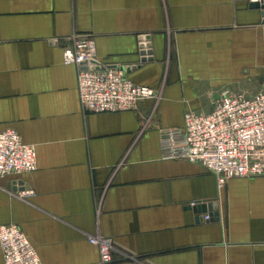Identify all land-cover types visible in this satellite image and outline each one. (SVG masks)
<instances>
[{"label":"crops","instance_id":"0c3cea01","mask_svg":"<svg viewBox=\"0 0 264 264\" xmlns=\"http://www.w3.org/2000/svg\"><path fill=\"white\" fill-rule=\"evenodd\" d=\"M252 1L0 0V130L16 128L38 162L0 176V225L19 224L43 264H101L97 233L112 240L108 264H264V175L219 187L202 163L165 158L160 136L224 90L262 89L264 17ZM75 32L93 33L103 64L162 98L86 111L78 67L63 59Z\"/></svg>","mask_w":264,"mask_h":264},{"label":"built area","instance_id":"2783aa9c","mask_svg":"<svg viewBox=\"0 0 264 264\" xmlns=\"http://www.w3.org/2000/svg\"><path fill=\"white\" fill-rule=\"evenodd\" d=\"M63 48V59L78 67V89L86 111H123L140 101H159L162 90L130 79L125 69L103 64L97 58L93 33L75 32ZM161 147L165 158L202 163L213 172L219 187L232 177L264 175V85L253 95L224 90L211 110H189L182 127H163ZM35 147L23 140L13 127L0 130V176L37 168ZM22 190L21 197L34 194ZM210 218V214L206 215ZM99 246L100 263L114 259L112 240L101 234L89 235ZM0 246L5 264H43L36 247L17 223L0 225Z\"/></svg>","mask_w":264,"mask_h":264},{"label":"water","instance_id":"95a60500","mask_svg":"<svg viewBox=\"0 0 264 264\" xmlns=\"http://www.w3.org/2000/svg\"><path fill=\"white\" fill-rule=\"evenodd\" d=\"M251 6H253V7H258V8H262V14H263V17H264V0H260V1H252L251 2ZM141 39L142 40H145V39H147L146 37H141ZM141 47H142V51H141V53L143 54V55H146V54H152V50L151 49H148V50H146L145 48H147V47H150V43L149 42H147V43H145V41H143V43L141 44ZM146 58L147 57H143V60H146ZM212 206H214V208L216 209V212L214 213L215 214V216H216V218H218V211H217V203H213V205L212 204H209V207H210V209H211V207ZM204 210H206V207H205V205H204ZM213 216V213H210V216Z\"/></svg>","mask_w":264,"mask_h":264}]
</instances>
